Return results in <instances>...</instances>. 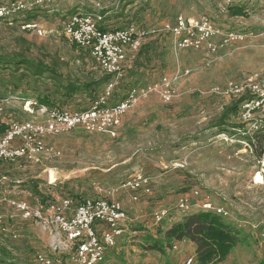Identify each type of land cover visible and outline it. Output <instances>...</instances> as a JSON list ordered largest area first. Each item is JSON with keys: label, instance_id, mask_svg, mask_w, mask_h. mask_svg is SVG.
<instances>
[{"label": "rangeland", "instance_id": "rangeland-1", "mask_svg": "<svg viewBox=\"0 0 264 264\" xmlns=\"http://www.w3.org/2000/svg\"><path fill=\"white\" fill-rule=\"evenodd\" d=\"M92 1L100 3L103 10L88 0H51L41 5L33 22L43 29L42 36L23 30L18 23L0 28V57L24 59L49 69L41 76L23 67L0 69V99L15 94L47 98L68 111L90 106L108 80L89 50L72 45L63 35L64 21L75 13H100L101 25L107 29L134 24L154 30L144 38L138 53L127 54L123 80L107 103L121 100L130 87L143 88L145 96L123 116L115 138L74 129L51 139L61 156L51 163L55 171L50 174L39 166L6 167L3 163L6 172L0 169V196L34 205L47 196L94 198V188L100 187L126 206L129 218L126 233L100 264H184L187 257L196 260L195 246L187 240L174 241L171 245L178 249L172 251L164 232L185 215L175 208L178 196H194L196 191L228 210L230 217L224 221L238 236L230 255L218 264H264L260 236V226H264L260 224L264 222V158L254 155V147L243 141L241 130L226 127L243 124L251 134L264 115V0ZM233 6H241L245 16L230 15ZM180 16L187 23L205 17L221 36L232 32L243 39L227 42L213 53L178 50L163 27L173 26ZM163 79L171 81L169 101L162 97ZM89 83L92 86L87 92L69 94L65 90L69 84L84 87ZM241 96L260 99L258 103L239 102L238 114L224 121L225 125L219 124L225 108ZM6 115L18 121L33 120L21 113ZM225 128L226 133H220ZM137 171L150 178V194L120 189ZM134 195L137 200L132 199ZM159 208H166L168 217L155 225L152 213ZM256 223L259 227L252 229ZM10 224L21 229L19 220ZM156 242L159 246L151 247ZM33 247L48 252L39 228L24 223L17 241L2 237L0 263L33 264Z\"/></svg>", "mask_w": 264, "mask_h": 264}, {"label": "built area", "instance_id": "built-area-1", "mask_svg": "<svg viewBox=\"0 0 264 264\" xmlns=\"http://www.w3.org/2000/svg\"><path fill=\"white\" fill-rule=\"evenodd\" d=\"M50 1L15 0L0 4V28L5 24H12L11 20L15 15ZM88 1L98 10H103L100 3ZM102 20L103 15L100 13H75L64 21L62 32L69 43L89 50L99 69L109 77L103 90L91 101L87 109L78 111L47 106L35 99L11 97L10 100L21 103L22 110L33 117L32 121H18L8 117L4 107L5 101L0 102V122L5 125V130L0 134L1 163L19 168L39 166L50 174V171H55L51 163L61 156L60 151L50 143L51 139L74 129L115 138L123 116L138 100L144 98L143 88L130 87L120 101L107 103L123 80L127 54L137 53L144 38L154 30L146 31L134 24L115 29H100ZM175 21L173 26L166 25L163 29L170 33L178 50L191 48L213 53L227 42L243 39L241 35L232 32L221 36L219 30L205 17L187 23L180 16ZM21 27L38 36L43 35V29L36 22ZM162 82V97L169 101L171 81L163 79ZM120 189L148 195L151 193L150 178L140 171L134 172L121 183ZM94 191V198L60 197L47 198L45 201L40 198L34 205L24 199H11L1 195L0 244L4 236L17 241L22 225L27 223L39 228L48 248V252H45L41 248L33 247V264H100L108 251L112 250L126 233L129 218L122 204L110 197L113 196L111 192L105 194L100 187H95ZM192 194L194 196H178L175 203L177 211L188 214L196 208L223 218L229 217L228 212L213 205L206 197L198 196L196 191ZM132 199L137 200V196H132ZM5 207L10 211L4 212ZM167 217L166 208H159L152 213L155 225ZM14 219L19 220L20 230L10 224ZM181 242L184 240L178 241V244ZM177 249L176 244L170 247L172 251ZM54 255H61L62 259H55ZM184 264L198 263L190 256L185 259Z\"/></svg>", "mask_w": 264, "mask_h": 264}, {"label": "trees", "instance_id": "trees-1", "mask_svg": "<svg viewBox=\"0 0 264 264\" xmlns=\"http://www.w3.org/2000/svg\"><path fill=\"white\" fill-rule=\"evenodd\" d=\"M15 1V0H10ZM123 2H130L132 0H122ZM9 2V1H7ZM6 2H0L3 4ZM40 6H35L27 11L15 15L11 23L13 24H29L37 18V9ZM229 14L232 16H245L244 9L241 6H233L229 8ZM100 29H107L100 26ZM73 45V44H72ZM75 46V45H74ZM139 52V51H138ZM137 52V53H138ZM8 67H14L15 69H20V67L30 70L33 75L41 76L44 72L49 71L46 66L34 64L31 61H26L24 59H4L0 57V69H6ZM109 77L105 78L107 81ZM92 84H86L84 87H79L76 85L69 84L65 87V90L69 94L77 92H87ZM20 94H15L18 96ZM259 100V97L247 98L241 96L234 103H231L225 108L222 112L221 117L219 118V124L225 125L224 121L228 120L231 116H236L238 114V103L244 101ZM37 100V99H35ZM93 100V99H92ZM91 100V101H92ZM39 103L47 106H55L50 103L47 98H41L37 100ZM120 101V100H119ZM228 129H239L243 133L242 139L249 146L254 147V155L260 159L264 158V115H262L259 128L251 134L245 132L243 124L240 125H226ZM4 128L0 129L2 132ZM220 133H226V128L221 129ZM41 201H45L43 197H40ZM165 242L171 246V242L174 241H183L187 240L195 246V258L198 264H218L226 259L230 254V251L237 245L238 236L234 233L232 228L227 224L224 219L216 214H213L210 211L196 210L185 214L183 218L179 221L172 223L164 232ZM158 247L159 245L154 244L151 247ZM162 250V247H159Z\"/></svg>", "mask_w": 264, "mask_h": 264}, {"label": "crops", "instance_id": "crops-1", "mask_svg": "<svg viewBox=\"0 0 264 264\" xmlns=\"http://www.w3.org/2000/svg\"><path fill=\"white\" fill-rule=\"evenodd\" d=\"M24 99H29V98H24ZM30 99H32V98H30ZM5 101V111L9 114V115H11L12 113L13 114H22V115H27V116H30L29 114H27V113H25L23 110H22V105H21V103L20 102H17V101H11L10 99H7V98H2V99H0V102H4ZM16 105H15V104ZM16 109V110H15ZM122 124V123H121ZM120 124V125H121ZM2 128H4L3 130H2V132H0V134L1 133H3V131L5 130V125L3 124V122H0V129H2ZM117 136H118V132H117ZM1 164V166H0V169H2V170H4V172H6V170L4 169L5 167L4 166H2V165H4L3 163H0ZM8 166H14V165H6V167H8ZM2 173H3V171H2ZM1 179H5V177L3 176V177H1ZM15 183H17V184H19V183H21L22 182V180H16V181H14ZM48 198H54V196H47ZM58 198H60V197H58ZM85 198V197H84ZM116 200H118L117 198H116ZM121 204H122V206H123V208L127 211V209H126V206L122 203V202H120ZM219 207H221V208H223L226 212H228V210L224 207V206H219ZM128 212V211H127ZM229 213V212H228ZM229 217H230V213H229ZM224 220H228V217H226V218H223ZM260 224H263L264 225V222H260ZM259 223H256V224H252L251 225V227H252V229H257L258 227H259V225H260ZM264 226H260V228H262V232L260 233V236L263 238L262 240H264V228H263ZM253 232L254 233H256L257 234V230H253ZM124 236V235H123ZM257 236V235H256ZM22 237V236H21ZM33 249V248H32ZM230 255V254H229ZM185 261V260H184Z\"/></svg>", "mask_w": 264, "mask_h": 264}]
</instances>
